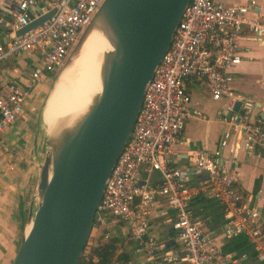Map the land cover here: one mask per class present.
<instances>
[{
  "label": "built area",
  "instance_id": "built-area-1",
  "mask_svg": "<svg viewBox=\"0 0 264 264\" xmlns=\"http://www.w3.org/2000/svg\"><path fill=\"white\" fill-rule=\"evenodd\" d=\"M102 1L18 0L12 18L0 21L11 35L0 45V61L22 51L37 53L28 77L22 83L12 82L6 97L0 99V131L17 118L30 89L46 75L59 71ZM256 6V0L233 4L224 0H190L170 45L145 86L132 131L106 179L91 230H100L106 240L113 229L121 231L122 227L134 253L142 254L149 264L178 259L189 264H240L239 257L222 251L202 222L193 217L189 201L198 193L223 205V235L248 236L264 259V214L248 206L234 178L242 151L260 148L264 156V108L235 93V76L231 72L242 60L238 43L243 32L264 36V21L249 16ZM51 9L55 11L47 20L22 35L15 34ZM191 78L204 80L213 100H229V111L220 118L226 128L218 147L201 150L192 157V173L201 177L196 187H189L188 175L168 163L187 119L198 114L190 108L187 84ZM237 100L240 106L236 111ZM257 107L260 116L254 114ZM151 171H158L160 181H148L146 176ZM152 217L170 224L179 243L177 251L165 250V242L152 233ZM120 252L121 248L113 264H122L116 258ZM86 258L96 262L95 257ZM125 264L138 263L129 259Z\"/></svg>",
  "mask_w": 264,
  "mask_h": 264
},
{
  "label": "water",
  "instance_id": "water-1",
  "mask_svg": "<svg viewBox=\"0 0 264 264\" xmlns=\"http://www.w3.org/2000/svg\"><path fill=\"white\" fill-rule=\"evenodd\" d=\"M189 2L103 0L85 26L74 52L96 18L112 45L103 56L101 88L75 133L65 132L57 149L48 141L34 206L12 264L80 263L106 179L132 131L145 86ZM54 11L35 17L15 34L35 28ZM239 106L237 100L234 110Z\"/></svg>",
  "mask_w": 264,
  "mask_h": 264
},
{
  "label": "crops",
  "instance_id": "crops-1",
  "mask_svg": "<svg viewBox=\"0 0 264 264\" xmlns=\"http://www.w3.org/2000/svg\"><path fill=\"white\" fill-rule=\"evenodd\" d=\"M245 1L247 0H224L229 4ZM17 2L18 0H0V21L12 18ZM256 2V8L249 16L259 17L264 21V0ZM0 25L4 28L1 22ZM10 37L5 26L0 30V45H4ZM238 46L242 60L231 71L235 76L234 91L264 108V36L256 37L245 30ZM36 57L35 51H22L0 61V99L6 97L12 82L22 83L28 77ZM53 81V75H46L40 83L33 86L17 118L0 131V264L13 263L21 236L28 226V215L34 206V195L49 141L43 112ZM187 92L191 98L190 108L198 114L187 119L181 135L173 144L168 163L188 175L186 183L189 187H196L201 177L192 173V157L201 150L213 151L218 147L226 128L220 118L228 113L229 100L226 97L213 100L207 83L200 79L191 78L187 84ZM259 110L257 107L254 114L260 116ZM146 177L150 183L161 179L158 171H151ZM234 178L235 185L246 198L248 206L264 214L262 149L241 152ZM189 209L193 217L202 222L204 230L214 237L222 251L239 257L240 264H264V259L257 254L248 236L240 234L226 238L223 235L225 218L223 205L219 201L207 194L198 193L190 199ZM151 224L152 233L165 242V250L177 251L179 243L170 224L158 217H152ZM116 231L121 233L122 247L131 251L130 259L138 264H149L142 254L134 253L132 244L125 240V230L121 227V231ZM167 264L189 262L178 259Z\"/></svg>",
  "mask_w": 264,
  "mask_h": 264
},
{
  "label": "bare ground",
  "instance_id": "bare-ground-1",
  "mask_svg": "<svg viewBox=\"0 0 264 264\" xmlns=\"http://www.w3.org/2000/svg\"><path fill=\"white\" fill-rule=\"evenodd\" d=\"M103 29V22L96 18L54 82L43 112V121L51 133L54 131L57 119L65 117L69 121L67 133L72 136L93 95L100 91L103 56L112 49ZM49 142L54 149L60 145V140L54 143L52 135L49 136Z\"/></svg>",
  "mask_w": 264,
  "mask_h": 264
},
{
  "label": "trees",
  "instance_id": "trees-1",
  "mask_svg": "<svg viewBox=\"0 0 264 264\" xmlns=\"http://www.w3.org/2000/svg\"><path fill=\"white\" fill-rule=\"evenodd\" d=\"M89 243L90 241L88 240L82 252L80 264H93L91 260H87V256L90 258H96V262L94 264H113V258L116 256L118 249L123 246L121 235L115 229L112 230L111 236L108 239L99 241L95 245H90ZM88 247H90L89 251L87 250ZM130 257L131 251L122 247V251L116 258L120 259L122 264H125Z\"/></svg>",
  "mask_w": 264,
  "mask_h": 264
},
{
  "label": "rangeland",
  "instance_id": "rangeland-1",
  "mask_svg": "<svg viewBox=\"0 0 264 264\" xmlns=\"http://www.w3.org/2000/svg\"><path fill=\"white\" fill-rule=\"evenodd\" d=\"M73 53H74V46L71 49V51L68 53V55L66 56V58H65L64 62L62 63L59 71L55 75H53V80H54L53 83L56 81L58 75L63 70V68L65 67V65L68 63V61L71 58V56L73 55ZM67 120L68 119H66L65 117L58 118L57 121H56L55 127H54V131H53L54 133L53 132L51 133L48 130V127H47V125L45 123L47 137L49 138V136L52 135L54 137V143L57 142V141H59L61 139L62 135L65 132H67V130H69V126H68L69 121H67ZM60 130H61V132H60ZM89 241L90 242L92 241L93 242V245L97 244V242H99V241H104V238L102 237L101 231L100 230H91V234H90V237H89Z\"/></svg>",
  "mask_w": 264,
  "mask_h": 264
}]
</instances>
